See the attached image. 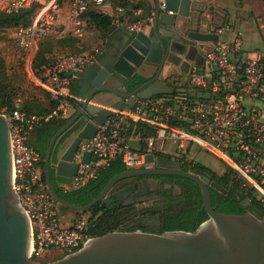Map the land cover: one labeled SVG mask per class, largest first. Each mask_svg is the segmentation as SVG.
Wrapping results in <instances>:
<instances>
[{"label": "built area", "instance_id": "1", "mask_svg": "<svg viewBox=\"0 0 264 264\" xmlns=\"http://www.w3.org/2000/svg\"><path fill=\"white\" fill-rule=\"evenodd\" d=\"M126 1L130 4L141 0ZM35 4L43 6L33 23L16 30L18 46L31 55L63 18L62 3L0 0V14ZM91 5L109 14L116 27L124 25V4L112 0H73L68 19L75 36L83 35L82 17ZM128 28L137 27L128 24ZM216 32L220 38L213 52L205 54V62H191L186 76L193 90H185L181 83L167 98L138 100L134 107L116 112L99 127L95 137L81 141L74 158L79 170L75 177L61 184L65 191L88 184L118 155L128 169L148 168L147 154L156 152V142L160 140L176 143L180 151L198 145L211 153L235 173L242 186L254 190L264 207V50L246 53L242 32L232 40L222 38V29ZM96 55H62L47 70L45 79L35 76L37 84L58 102L52 112L31 114L23 109L22 98H17L15 108L4 113L11 127L13 184L31 221L32 261L47 262L53 255L73 253L92 238L87 234V218L72 225L63 223L58 202L43 178L42 155L30 144V138L43 124L70 117L78 98L69 92V87ZM143 129L151 130V135L144 136L147 149L139 152L131 143L141 136ZM85 152L91 154L88 163L83 162Z\"/></svg>", "mask_w": 264, "mask_h": 264}, {"label": "water", "instance_id": "2", "mask_svg": "<svg viewBox=\"0 0 264 264\" xmlns=\"http://www.w3.org/2000/svg\"><path fill=\"white\" fill-rule=\"evenodd\" d=\"M150 20L139 30L113 25L106 48L92 64L73 79L78 110L54 136L46 153L45 175L56 201L72 210L84 211L99 202L133 203L132 194L144 189L145 178L159 175L150 168H129L114 176L101 193L86 205L65 201L57 193L52 172L71 179L79 170L75 154L84 139L95 137L99 127L116 112L134 106L138 100L172 94L167 80L186 76L191 62L203 64L220 38L210 24L219 14L211 0H153ZM210 11L211 18L203 16ZM204 17V18H203ZM205 22L208 28H203ZM75 129V140L54 155L58 137ZM91 159L85 152L83 162ZM149 164L174 167L175 174L196 182L202 191L208 218L195 231L172 230L163 233L143 230L112 231L89 239L85 245L60 259L36 262L30 259L32 228L30 218L13 184V151L10 121L0 113V264H264V215L259 211L242 214L218 212L212 205L211 186L225 190L206 176L180 169V163L155 153L147 154ZM141 178L134 185L123 181ZM142 199L138 202H145Z\"/></svg>", "mask_w": 264, "mask_h": 264}, {"label": "trees", "instance_id": "3", "mask_svg": "<svg viewBox=\"0 0 264 264\" xmlns=\"http://www.w3.org/2000/svg\"><path fill=\"white\" fill-rule=\"evenodd\" d=\"M122 1L123 0H116L114 2L117 4H126V2ZM60 2L62 3L63 0H60ZM42 6V4H35L31 7L20 9L16 12L1 13L0 31L8 28H15L17 30L20 27L31 25L37 15V12ZM140 7L143 8V12L141 16L133 17L135 21L146 20L152 15L151 5L142 4L140 5ZM85 16L88 17L90 22H93V24H95L100 30L104 31V33L109 36L110 29L113 26L112 17L109 14L102 12L95 5H91L82 17L83 28L85 26ZM77 41L78 39L74 35L70 37V39L60 38L57 40V42H51L49 47H46L43 44L39 48L34 66H40L42 64L40 62H46V51L52 52L55 46L63 48L70 45V47H74L75 42ZM67 55L76 54L69 53ZM4 65V61L0 60V113H9L15 108V99L21 97L17 96L14 87H6L8 84L6 82L7 75L5 74L3 69ZM51 66L44 69L43 74L40 77L36 74L35 76L40 80L45 79L46 72ZM44 91L49 96L48 104L42 106L41 108H39V111H37L33 104L29 102H23V109L31 114L39 115L52 112V110H54L58 106V102L52 98L51 94L48 91ZM158 98H167V95L155 96L152 99ZM74 102L75 104H77L76 101ZM67 120L68 118L62 119V121L64 122ZM47 124L48 123H45L39 128H41L42 130H47L48 136H50L52 133H54L55 128L48 129ZM142 132H145V129H143ZM48 140V137L45 138L43 140V143L46 144ZM35 148L42 155L41 166L43 170V178L46 180L45 167L47 152L40 146H36ZM195 166L196 168H199L200 170L209 174L212 178L217 180V182H219V184H221V186H223L227 191L226 193H223L217 189H212V202L216 211L223 213L242 214L247 211L255 210L264 215V207L258 200L256 194L254 193V190L252 188H245L244 186H242L241 180L236 177L235 173L232 170H229L224 175H219L210 167L204 164L195 163ZM126 169L128 168L124 164L122 156L118 155L114 159H112L108 165L101 168L96 178H94L88 184L81 188L65 191L61 187V184L68 182L70 179L57 177L55 176L54 172H52V181L57 193L62 199L69 203L86 205L91 202L94 197L100 194L106 184L114 176L125 171ZM246 199H248L247 204L242 205L241 201L245 202ZM187 201V204L185 203L184 206L172 207L169 210H164L159 213L160 229L157 231L158 233L172 230L195 231L200 226V224L208 218V215L204 209L201 211L197 210L201 208V194L198 201L194 200L193 197L188 198ZM61 207L63 211H67L70 209L63 205ZM135 209L136 208H134L133 206L127 207L126 205H119L118 208L112 209L102 202L95 204L93 207L83 211L92 213V221H90L88 224L87 234L93 238L112 231H133L145 229L146 226L142 223L139 217L144 213L138 212ZM133 223H136V225L133 226Z\"/></svg>", "mask_w": 264, "mask_h": 264}, {"label": "rangeland", "instance_id": "4", "mask_svg": "<svg viewBox=\"0 0 264 264\" xmlns=\"http://www.w3.org/2000/svg\"><path fill=\"white\" fill-rule=\"evenodd\" d=\"M72 1L73 0H63V18L59 21V23L55 25L53 32L39 43L37 52L33 53L32 55L30 52L25 51L18 46L16 42L15 28H8L0 31V60L4 61L5 64L3 69L5 74L7 75L6 82L8 85L6 87H14L17 96L21 97L24 103L29 102L33 104L37 111H39V108H41L42 106L48 104L49 96L37 84L35 74L40 77L43 74V70L55 64L58 58L62 55L72 53L78 56H94L97 53L103 51L108 43L109 36L106 35L104 31L100 30L95 24H93V22H90L88 17L85 16L84 33L82 36H75L78 41L75 42L74 47H70V45L65 46L63 48L55 46L52 52L46 51V62H40L42 63L40 66H34L37 54L39 52V48L43 44L46 47H49L51 42H57V40L60 38L70 39V37L74 36L73 28L70 25L68 19V13ZM122 2L127 1L123 0ZM259 35L261 36L260 32ZM180 84L182 85V88L189 92L193 90L190 86L188 79H185V81L179 80L177 82V85L179 86ZM178 151L180 152L181 156L188 159L189 161L199 163L200 159L202 163L210 167L219 175H224L230 170L225 164L221 163L214 155L202 149L198 145H194L191 148H188L187 150L182 149L181 151ZM247 202L248 199L245 200L246 204ZM58 205L61 211V218L63 223H66L68 221L67 218H64L65 214L72 215L69 220L72 221V223H75L82 217L87 218L89 222L92 221L91 212L76 211L72 209L63 211L61 207L62 205H60L59 203ZM145 229L139 230L147 231ZM62 257L63 256L61 255H53L52 258L48 261L57 260Z\"/></svg>", "mask_w": 264, "mask_h": 264}, {"label": "flooded vegetation", "instance_id": "5", "mask_svg": "<svg viewBox=\"0 0 264 264\" xmlns=\"http://www.w3.org/2000/svg\"><path fill=\"white\" fill-rule=\"evenodd\" d=\"M186 78L187 76H180L177 78L174 77V78L167 80V83L173 86L176 83V81L183 80V79L185 80ZM74 114H72L68 118V120L72 118ZM67 121L64 122L62 121L61 118H57V119H54L48 122L47 124L48 129L55 128L54 133H52L50 136H48L47 130H42L41 128H37L34 132L35 133L34 143L37 146H40L43 150L47 152L54 136L63 128V126L67 123ZM75 131H76L75 129H72L70 133H67L64 136L62 135L58 137L57 141L59 144L55 145L54 147L55 156L60 151H63L67 146H70L73 143V141L75 140V134L73 135V133H75ZM47 137L49 140L47 141L46 144H44L43 140ZM155 155L162 156L169 161H177L181 165L180 169L184 171L196 173L200 176H206L210 178L212 181L217 182V180L212 178L209 174L203 172L199 168H196L195 163H198V162L189 161L188 159L184 158L180 154L171 156V155H167L164 153L155 152ZM148 168L157 169L160 171V174L155 175V176L146 177L145 178V181H146L145 188L140 189L139 191L132 194L131 198L133 200V203H129L126 206L127 207L133 206L134 208H136L135 209L136 211L144 213L143 215H140L139 217L142 223L146 226L147 228L146 230L150 232H157L160 229L159 213L161 211L169 210L172 207L184 206L185 203L188 202L187 199L191 197H193L194 200L198 201L200 198V194L202 197V191H201L200 186L193 180L175 174L174 171L178 170L177 168L157 167L155 164H150ZM54 174H55V171H54ZM140 179L141 178H137V177L126 179L123 181V184L125 186L134 185L135 183L139 182ZM212 189H217L223 193L227 192L226 189L223 191V190L216 188L215 186H211V191ZM148 198H149L148 201L141 202V203L138 202L139 200L148 199ZM115 203H117V201L114 199L113 204ZM241 204L246 205L244 201H241ZM112 205L109 207L112 208ZM119 205H124V204H118L116 208H118ZM212 205H213V202H212ZM203 209L204 207H203V198H202L201 208L197 210L201 211ZM155 222H156V225H155ZM135 225L136 223H133V226Z\"/></svg>", "mask_w": 264, "mask_h": 264}, {"label": "crops", "instance_id": "6", "mask_svg": "<svg viewBox=\"0 0 264 264\" xmlns=\"http://www.w3.org/2000/svg\"><path fill=\"white\" fill-rule=\"evenodd\" d=\"M151 5L152 6V14L154 11V1L153 0H141L133 3L124 4L126 7V12L123 16L124 25L117 26L119 28H128V24L136 25V30L140 29L150 17L146 20L135 21L133 17L141 16L143 12V8L140 5ZM215 5L220 11L219 14H213L210 11H206L203 14L206 18H211L213 14V22L217 24H223V28H218L216 25L210 24L211 30H219L222 29V38L226 40H232L238 32H242L243 35V49L246 53L253 52L255 50H264V0H211L209 5ZM152 16V15H151ZM203 17V18H204ZM203 28H208V25L203 22ZM259 32L261 36L259 35ZM110 36V33H109ZM109 40V37H108ZM102 52V51H101ZM177 78V77H176ZM187 79V78H186ZM178 80V79H177ZM179 81V80H178ZM173 85L177 87V82ZM182 81H185L184 79ZM73 83L69 87V92L75 96L72 92ZM76 97V96H75ZM79 102V99H77ZM78 110V103L71 111V115L76 113ZM70 115V116H71ZM140 137H135L132 141L131 145L134 150L143 152L146 151L147 145L144 141L145 135H151V130H145L140 134ZM35 133L32 134L30 138V144L33 147L37 145L34 143ZM167 144V145H166ZM195 151V150H194ZM156 152L164 153L167 155L175 156L179 155L180 152L177 149L176 143H166L162 141L156 142ZM193 153V151H192ZM199 163L204 164L200 161ZM205 165V164H204ZM72 215L65 214L64 218H67L68 221L65 223L66 225H72V221H69Z\"/></svg>", "mask_w": 264, "mask_h": 264}]
</instances>
